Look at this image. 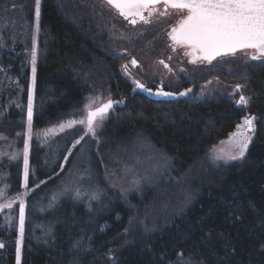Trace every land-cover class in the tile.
Listing matches in <instances>:
<instances>
[{
  "label": "trees",
  "instance_id": "trees-1",
  "mask_svg": "<svg viewBox=\"0 0 264 264\" xmlns=\"http://www.w3.org/2000/svg\"><path fill=\"white\" fill-rule=\"evenodd\" d=\"M80 1H42L33 131L80 117L86 94L107 92L121 106L104 127L99 153L110 155L112 143L140 134L185 167L229 137L246 113L256 116L255 132L241 159L221 164L201 184H191L192 203L171 215L165 226L149 221L147 225L157 227L149 234L135 229L133 202L105 187L99 166L91 167L85 182L79 178L85 172L79 171L76 180L62 183L70 139L52 159L32 137L27 178L32 191L26 198L20 264H264V59L226 57L198 71V83L214 76L228 88L239 86L251 94L245 109L223 95L152 100L130 92L121 65L124 51L135 53L162 28L126 42L135 32L128 25L117 41L109 12ZM35 3L0 0L5 39L0 53V135L7 138H17L15 133L25 127ZM10 76L17 79L15 88L7 87ZM1 162L0 190L6 194L0 204L22 190V163ZM8 210L0 213V264H15L18 206Z\"/></svg>",
  "mask_w": 264,
  "mask_h": 264
},
{
  "label": "rangeland",
  "instance_id": "rangeland-1",
  "mask_svg": "<svg viewBox=\"0 0 264 264\" xmlns=\"http://www.w3.org/2000/svg\"><path fill=\"white\" fill-rule=\"evenodd\" d=\"M43 0H40V8ZM88 4H96L100 9L104 12H109L107 17L109 23L110 20L113 24L109 25L114 32V39L119 41L122 38H119V35L122 37L123 28L128 26L126 21L122 20L120 17L114 15V13L108 9L101 0H81L79 5L86 6ZM107 10V11H106ZM36 3L34 4V21H33V43L35 40L36 46V57H37V44L39 39V20L37 21L36 17ZM113 13V14H112ZM172 16V13L164 18L165 20ZM140 22V21H139ZM138 22V23H139ZM161 21L157 20L155 23H149L147 28L151 31L154 30L155 27H159L162 25ZM130 23V22H128ZM136 24V23H135ZM130 25V24H129ZM143 25V24H142ZM142 25L137 24L133 30L132 35L123 41L129 42L130 40H136L140 37L144 32H142ZM167 26L163 28V32L161 34H156V36L143 47L138 48L134 57L138 60L139 65H148V66H157L156 59L159 57L160 52H155L161 50L164 47V31L167 30ZM154 28V29H153ZM161 35V36H160ZM128 40V41H127ZM116 41V42H117ZM4 36L2 32H0V53L5 50ZM167 45V43H166ZM150 52H154L153 54ZM240 58L245 61L252 59L251 53L248 51L238 52L232 56ZM220 58L218 60L225 59ZM37 60V59H36ZM262 60V59H257ZM215 61V62H216ZM225 61V60H223ZM222 61V62H223ZM1 63V62H0ZM29 63H30V76H29V84L28 86L32 87V93H34V83L33 82V72H32V50L29 53ZM154 68V67H153ZM133 71H140V68L131 69ZM36 74V73H35ZM16 78L13 76L9 77L7 82V87L15 88L16 87ZM2 79L0 78V82ZM28 87V92H29ZM242 87V86H241ZM7 92V90H6ZM198 96V97H206L213 95H223L229 96L233 101L237 103L240 96L243 95L247 98L248 103L245 105L238 104L242 108H247L249 105V100L251 94L247 93L243 88L240 87H230L223 83L218 79H213L208 81L206 85H202L198 91L195 92H187L185 96ZM109 98H113L107 92H99V93H88L84 96L83 106L81 108V116L78 118H70L62 121L56 125L48 126L37 131H33L31 124V134L29 135V124H28V105L25 116V127L23 131H17L15 134L17 138H7L0 135V161L4 164H11L14 162L22 163V175H21V185L22 190L5 199L1 204H5L8 202H13V206H18V214H17V233H16V242L20 240V249L22 250V239L23 235L20 234L19 229V203L20 200H23L26 205V198L29 193L32 191V188H29L27 185L25 186V165H24V147L25 141L28 142V165H29V156L31 150V139L35 137L39 144L44 147L46 154L52 153V159H56L59 156V148H63L65 143L70 139L69 144L67 145V149L63 155V164L61 166L62 169H65V174L67 177L63 180L62 183H66L72 178L75 179L77 177V173L79 171H84L82 173L81 182L86 181V177L88 176V171L93 166H99L102 172L103 180L105 181V187L108 188L112 193L116 194V196L123 199V201L133 202L132 205V217L131 221H134L132 224L135 229H139L141 233L149 234L153 231H156L157 227L154 224L153 226L147 225L150 222H158L163 224V226L168 224L169 217L171 215H177L179 211L189 206L194 200V193L191 190V184L194 182L198 185L203 182V180L207 177L209 172H212L215 168L220 166L221 164L228 163L230 161L236 159H230L231 156L238 155V148L232 145V143L228 140V137L224 140H221L214 146L210 148L208 153L201 159L193 161L189 163L187 166L182 167L180 162H175L171 157L167 155V153L154 144H152L149 140L141 136L140 134L133 135L132 138H129L123 142L112 143L110 151V155L108 152H101L102 145L104 142L101 140L100 136L104 130L106 123L116 114L111 111L104 120H98L97 124L99 125L96 129V135L93 137L91 134L85 136L84 128L82 125H73V127L68 128L65 127L63 131L60 129V125L66 123L69 120H79L86 113L84 106L89 103L90 100H96V103L92 105L95 107L97 103L100 101H107ZM255 117L249 113H246L242 118L238 125L243 123L245 118ZM13 119V118H12ZM20 122V121H19ZM255 122L254 123V131L249 133V135H254L255 132ZM239 130L237 126L232 131L233 133H237ZM84 137L83 140L79 144H76L75 141ZM235 139H237L235 137ZM250 143V142H249ZM113 151V153H112ZM92 152L96 154L93 159L91 156ZM112 153V154H111ZM109 156H107V155ZM67 157V159H65ZM237 159H241L238 157ZM76 180V179H75ZM74 180V181H75ZM72 181V180H71ZM73 184V183H72ZM84 185V183L82 184ZM148 188V191L146 188ZM152 191V192H151ZM101 193H105L101 188ZM96 194L99 193L96 191ZM151 194V195H150ZM153 194V197H152ZM150 195V198H149ZM54 198V197H53ZM149 198V200H148ZM148 200V201H147ZM174 201H176L177 205H174ZM9 208H4L0 210V213L8 210ZM9 211V210H8ZM7 212V211H6ZM5 220L7 223H10L12 218L6 213ZM141 220V221H140ZM145 222V226L144 223ZM25 228V227H24ZM0 245L3 244L0 242ZM1 248V247H0ZM17 248V243H16ZM21 257V253H20ZM181 257V256H179ZM179 259V258H178ZM183 261L180 260L182 264ZM192 264H197L195 262H191ZM15 264H17V259L15 256ZM185 264H188L185 263ZM190 264V263H189Z\"/></svg>",
  "mask_w": 264,
  "mask_h": 264
},
{
  "label": "snow or ice",
  "instance_id": "snow-or-ice-1",
  "mask_svg": "<svg viewBox=\"0 0 264 264\" xmlns=\"http://www.w3.org/2000/svg\"><path fill=\"white\" fill-rule=\"evenodd\" d=\"M161 0H105L109 6L114 7L119 15L127 19L129 16L139 17L144 23H148L149 19L143 15L144 10L148 11V16L151 17L155 11V6ZM165 6V13L168 8L177 10L183 13L182 18L176 27L169 33L174 45L186 46L191 49L188 55L199 54L198 58L211 62L216 56L235 53L238 49H252L255 55L252 59L264 57V0H162ZM36 17L39 20L40 0H36ZM131 23L135 24L136 19L133 18ZM133 65L136 61H132ZM32 72L33 82L35 81L36 73V46L35 40L32 48ZM137 88L144 91H150L139 82H135ZM239 87V86H237ZM190 91V90H189ZM157 95H171V93L157 92ZM185 93H180L184 95ZM96 100H90L84 106L85 115L79 120H69L60 125L61 131L65 127L71 128L73 125H82L85 136L91 134L96 135V129L99 126L98 120H103L112 107L113 102L109 100L93 109L92 105ZM238 104L245 105L248 100L241 95ZM33 116V93L32 87H29L28 92V124L29 135L31 134V124ZM255 117L245 118L241 125H237L238 132L234 133L236 137V146L238 147V155L231 156L230 159L243 157L245 151L252 140L249 133L254 131ZM84 137L75 141L73 147L79 144ZM67 159V157L65 158ZM24 165H25V186L28 178V142L25 141L24 147ZM6 193L0 190V198ZM77 197L80 193L77 191ZM96 198L95 195L92 196ZM13 202L0 204V210L4 208H12ZM239 219V217H235ZM25 224V204L23 200L19 203V229L21 236L24 232ZM16 259L17 264H20V240H17ZM79 243V242H77ZM75 246V245H74ZM2 247V245H0ZM111 251V250H110Z\"/></svg>",
  "mask_w": 264,
  "mask_h": 264
},
{
  "label": "flooded vegetation",
  "instance_id": "flooded-vegetation-1",
  "mask_svg": "<svg viewBox=\"0 0 264 264\" xmlns=\"http://www.w3.org/2000/svg\"><path fill=\"white\" fill-rule=\"evenodd\" d=\"M148 11L146 10L144 16L149 19L148 23H144L142 20L140 22H136V24L128 23L129 26L134 28L137 24L142 25V32H144L141 36L145 35L149 30L147 25L149 23H155L157 20L161 21L162 25L158 28H162L157 34H161L163 32V28L165 25L167 26V30L164 31V47L161 48L159 57L156 59L157 66H148V65H139L138 60L135 59L134 53L125 52V56L123 57L122 68L124 74L128 78V83L130 86V92H139L147 97L153 96L156 97V93L160 91H167L176 94L175 99H180L187 92H195L200 89L202 85H206L208 81L216 79L214 76L208 77L206 80L201 82H197V74L200 69L207 67L212 63L206 64L202 61L192 62L189 58V55L186 54L185 49L183 47H179L178 45H174L172 41H170L167 37V32L169 27L173 25L177 20H179L183 13H179L177 10L172 8H168L167 13H165V6L163 3H158L155 6V11L151 17L148 16ZM169 14L172 13V16H169L164 22V18ZM164 26V27H163ZM157 27H155L156 29ZM154 29V28H153ZM154 29V30H155ZM161 36V35H160ZM154 53V52H150ZM135 60L136 64L133 65L132 61ZM154 67V68H153ZM140 68V71H133L131 69ZM139 82L145 86V88L149 89L150 91H144L141 88L136 87V83ZM190 90V91H189ZM180 93H185L184 95H180ZM173 99V100H175ZM111 100L113 102L112 107L108 110L106 116L113 111V113L117 112V107L121 106V103L116 98H109L107 101ZM162 101V100H161ZM168 101V100H167ZM106 101L98 102L96 107H99L101 104L105 103ZM105 116V117H106ZM105 119V118H104ZM103 119V120H104ZM236 133V132H235ZM234 134V133H233ZM228 140L232 143L235 148L236 146V139L233 135L228 137Z\"/></svg>",
  "mask_w": 264,
  "mask_h": 264
},
{
  "label": "water",
  "instance_id": "water-1",
  "mask_svg": "<svg viewBox=\"0 0 264 264\" xmlns=\"http://www.w3.org/2000/svg\"><path fill=\"white\" fill-rule=\"evenodd\" d=\"M102 1L105 2V0H102ZM160 3H163L162 0H161ZM106 4H107V3H106ZM107 5H108V4H107ZM108 6H109V5H108ZM109 7H111V6H109ZM111 8L117 13V15H118L122 20H124V21H126V22H130L133 18L136 19V22H139V21H140V18H139V17H132V16H129L127 19H125L123 16L119 15L118 11H117L114 7H111ZM169 8H170V7H169ZM145 11H146V10L143 11V15H144ZM181 18H182V17H181ZM181 18H180V19H181ZM180 19H179V20H180ZM179 20H177L173 25H171V26L169 27V30H168V32H167V37H168V39H169L170 41H172V39L170 38L169 33L172 31V29H173L174 27H176V26L178 25ZM130 23H131V22H130ZM132 24H133V23H132ZM172 43H173V41H172ZM178 46H179V47H183V48L185 49V52H186V53H188V52L191 51V49L187 48L186 46H181V45H178ZM242 51H248L249 53H251V57H252L253 55H255V52H254V50H252V49H238L235 53H229V54H227V55L216 56L214 59L211 60V62H209L208 60H204V59L198 58V57H199V54L189 55V58H190V60H191L192 62L202 61V62H205L206 64H209V63H212L213 61H215V60H217V59L224 58V57H227V56H232V55H234V54H236V53H238V52H242ZM258 59H264V57H261V58H258ZM160 92H163V93H171V92H167V91H160ZM176 97H178V96H176V94L171 93V95H156V97H153V96L151 97V96H149L148 98H150V99H152V100H162V101H167V100H173V99H175ZM106 102H108V101H106ZM106 102H105V103H106ZM236 104H237V103H236ZM231 134H232V133H231ZM231 134H230V135H231Z\"/></svg>",
  "mask_w": 264,
  "mask_h": 264
}]
</instances>
